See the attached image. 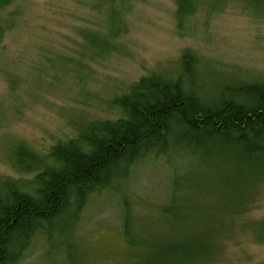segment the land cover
<instances>
[{"label": "trees", "instance_id": "1", "mask_svg": "<svg viewBox=\"0 0 264 264\" xmlns=\"http://www.w3.org/2000/svg\"><path fill=\"white\" fill-rule=\"evenodd\" d=\"M12 1L0 3V10ZM227 1L264 15V0H176L178 29L200 6L216 12ZM114 11L106 34L84 36L97 58L112 54L126 30ZM202 71L198 54L184 49L176 78L152 71L114 98L120 111L115 120L86 123L44 156L17 140L10 164L33 176L0 175V264H24L37 242L48 264H105L82 249L79 233L88 204L108 197L119 202L117 224L128 246L148 249L126 264H210L223 233L233 230V219L264 185V83L210 84ZM151 161L171 168L168 194L162 203L134 205V174ZM200 176L224 185L213 189L214 202L206 198L194 206L191 183ZM141 204L156 211V224L165 230L146 226Z\"/></svg>", "mask_w": 264, "mask_h": 264}, {"label": "rangeland", "instance_id": "2", "mask_svg": "<svg viewBox=\"0 0 264 264\" xmlns=\"http://www.w3.org/2000/svg\"><path fill=\"white\" fill-rule=\"evenodd\" d=\"M176 7V0H14L2 8L0 175L30 179L33 174L17 173L10 164L17 140L44 156L57 142L76 137L86 123L115 120L120 111L114 98L152 71L175 70L184 49L198 54L210 84L264 83V15L245 3L227 1L216 12L200 6L179 30ZM113 11L121 13L126 30L112 54L97 58L84 36L106 34ZM170 169L164 161L145 163L131 183L134 205L140 200L162 203ZM191 184L194 206L206 198L214 202L213 189L224 185L204 176ZM245 206L233 219V230L223 233L221 249L210 264L264 263V241L256 240L264 235V185L257 186ZM138 209L148 228L166 229L156 224V211L144 204ZM119 211L118 200L108 197L91 205L83 217L82 249L95 253L101 263L126 264L148 252L147 247L132 250L125 242L117 224ZM43 251L37 242L24 264H48Z\"/></svg>", "mask_w": 264, "mask_h": 264}, {"label": "bare ground", "instance_id": "3", "mask_svg": "<svg viewBox=\"0 0 264 264\" xmlns=\"http://www.w3.org/2000/svg\"><path fill=\"white\" fill-rule=\"evenodd\" d=\"M7 1H9V0H0V3H4V2H7ZM176 67H177V65H176ZM165 74H166V76H168L169 78H176L177 77V74L175 73V70L173 69V67L172 68H170L169 70H167L166 72H165ZM209 83H210V80H207ZM223 83H233L234 85H238V83H243V82H240V81H234V80H227V81H222ZM221 82V83H222ZM137 168V165L136 166H134V169H136ZM94 203H89L88 204V208L91 206V205H93ZM86 213V212H85ZM85 213H84V215H85ZM84 217V216H83Z\"/></svg>", "mask_w": 264, "mask_h": 264}]
</instances>
